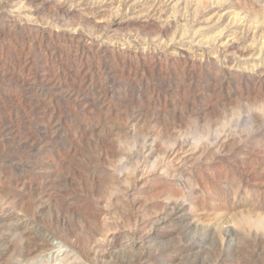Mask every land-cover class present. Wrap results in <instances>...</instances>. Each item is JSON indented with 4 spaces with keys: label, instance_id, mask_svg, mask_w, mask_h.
Segmentation results:
<instances>
[{
    "label": "rangeland",
    "instance_id": "obj_1",
    "mask_svg": "<svg viewBox=\"0 0 264 264\" xmlns=\"http://www.w3.org/2000/svg\"><path fill=\"white\" fill-rule=\"evenodd\" d=\"M0 264H264V0H0Z\"/></svg>",
    "mask_w": 264,
    "mask_h": 264
}]
</instances>
